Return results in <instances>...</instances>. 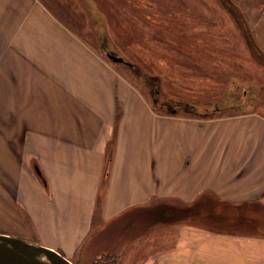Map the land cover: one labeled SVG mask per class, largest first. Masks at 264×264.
<instances>
[{
  "label": "crops",
  "instance_id": "0c3cea01",
  "mask_svg": "<svg viewBox=\"0 0 264 264\" xmlns=\"http://www.w3.org/2000/svg\"><path fill=\"white\" fill-rule=\"evenodd\" d=\"M45 11L24 9L23 27L40 13L49 33L47 41L30 45L36 50L27 45L24 51L41 103L20 127L41 170L42 183L26 195L40 243L82 259L95 240V224L108 225L160 202L169 210L180 203L189 221L166 226L177 235L167 246L157 245L149 264H264L257 229L213 233L207 221L191 227L190 220L193 213L207 216L200 202L208 196L236 206L264 203V114L196 120L152 113L114 77L107 81V68L93 52L64 31L62 39ZM261 44L264 50V34ZM58 57L66 58L64 64L56 65Z\"/></svg>",
  "mask_w": 264,
  "mask_h": 264
},
{
  "label": "rangeland",
  "instance_id": "374dc122",
  "mask_svg": "<svg viewBox=\"0 0 264 264\" xmlns=\"http://www.w3.org/2000/svg\"><path fill=\"white\" fill-rule=\"evenodd\" d=\"M38 6L62 39L64 31L93 52L107 68V81L114 77L128 97L142 98L152 113L177 110L178 117L196 120L264 114V50L258 45L264 34V0H0V235L47 248L32 230L26 209L27 193L42 179L20 129L41 103L24 51L47 41L49 26L34 13L23 27L28 19L24 9L28 14ZM109 53L134 69L112 62ZM65 60L58 57L56 65ZM157 90L168 107L154 104ZM114 144L113 138L110 149ZM215 200L208 196L200 202L207 216L191 213V227L207 221L213 233L257 229L264 239V203L236 206ZM155 205L108 225L95 224V240L85 247L83 258L67 259L73 264H149L157 245L167 246L176 237L168 227L189 221L183 204L172 203V210L164 202ZM238 212L243 216L239 220L234 218Z\"/></svg>",
  "mask_w": 264,
  "mask_h": 264
},
{
  "label": "water",
  "instance_id": "95a60500",
  "mask_svg": "<svg viewBox=\"0 0 264 264\" xmlns=\"http://www.w3.org/2000/svg\"><path fill=\"white\" fill-rule=\"evenodd\" d=\"M114 63L129 67L133 65L115 53L107 54ZM176 114L177 111L171 112ZM37 173L41 175L39 169ZM46 261V262H43ZM0 264H73L66 257L49 248L36 245L20 238L0 235Z\"/></svg>",
  "mask_w": 264,
  "mask_h": 264
},
{
  "label": "flooded vegetation",
  "instance_id": "af4514ba",
  "mask_svg": "<svg viewBox=\"0 0 264 264\" xmlns=\"http://www.w3.org/2000/svg\"><path fill=\"white\" fill-rule=\"evenodd\" d=\"M159 93H160V91L159 90H157L155 93H153L152 95H153V102H154V104L156 105H160L161 107H168L169 105H168V102H165V101H160V99H159ZM184 107H187V108H191L190 106H184ZM172 111H174V110H172ZM177 111V110H176ZM178 113V112H177Z\"/></svg>",
  "mask_w": 264,
  "mask_h": 264
},
{
  "label": "trees",
  "instance_id": "16d2710c",
  "mask_svg": "<svg viewBox=\"0 0 264 264\" xmlns=\"http://www.w3.org/2000/svg\"><path fill=\"white\" fill-rule=\"evenodd\" d=\"M132 68H133V67H132ZM133 69H134V68H133ZM187 106H189V105H187ZM108 173H109V168H107V175H108ZM193 209H194V208H193ZM196 209L198 210V209H199V207H198V208H196ZM237 209H238V208H237ZM195 211H196V210H195ZM195 211H194V212H195ZM238 215H239V212H238V213H236V215H235V217H234V218H235V219H237V220H239V218H243V216H242V217H238ZM251 219H256L258 222H259V221H261V220H260V218H258V217H255V216H254L253 218H251ZM253 222H255V221L253 220Z\"/></svg>",
  "mask_w": 264,
  "mask_h": 264
},
{
  "label": "bare ground",
  "instance_id": "6f19581e",
  "mask_svg": "<svg viewBox=\"0 0 264 264\" xmlns=\"http://www.w3.org/2000/svg\"><path fill=\"white\" fill-rule=\"evenodd\" d=\"M43 262H46V261H43Z\"/></svg>",
  "mask_w": 264,
  "mask_h": 264
}]
</instances>
